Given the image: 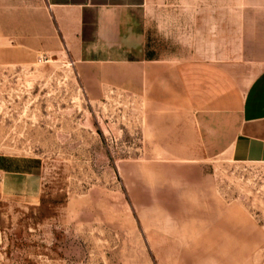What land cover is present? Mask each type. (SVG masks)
Here are the masks:
<instances>
[{"label": "rangeland", "instance_id": "1", "mask_svg": "<svg viewBox=\"0 0 264 264\" xmlns=\"http://www.w3.org/2000/svg\"><path fill=\"white\" fill-rule=\"evenodd\" d=\"M144 12L154 53L238 59V0ZM12 34L0 29V264H264L263 163L207 157L190 113L111 88L88 99L61 47Z\"/></svg>", "mask_w": 264, "mask_h": 264}, {"label": "crops", "instance_id": "2", "mask_svg": "<svg viewBox=\"0 0 264 264\" xmlns=\"http://www.w3.org/2000/svg\"><path fill=\"white\" fill-rule=\"evenodd\" d=\"M144 3L0 0V29L61 47L88 99L111 88L190 113L202 140L212 143L207 157L264 164V0H238L233 62L225 48L213 58L154 53L146 42ZM23 16H30L28 27L20 24Z\"/></svg>", "mask_w": 264, "mask_h": 264}]
</instances>
